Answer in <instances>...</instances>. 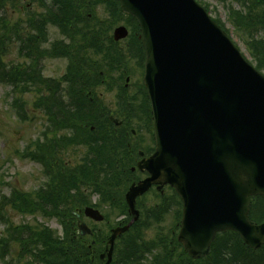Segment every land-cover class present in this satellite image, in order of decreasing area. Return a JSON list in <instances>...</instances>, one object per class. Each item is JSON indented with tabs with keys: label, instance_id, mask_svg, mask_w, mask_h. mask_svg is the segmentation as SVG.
Listing matches in <instances>:
<instances>
[{
	"label": "trees",
	"instance_id": "trees-1",
	"mask_svg": "<svg viewBox=\"0 0 264 264\" xmlns=\"http://www.w3.org/2000/svg\"><path fill=\"white\" fill-rule=\"evenodd\" d=\"M37 1L45 11L36 16L27 14L22 24L18 22L7 25L5 18L0 15V20L4 19L0 22L4 26V30L0 31V86H9L20 94L30 91L39 93L34 106L41 108L46 115L48 129L59 131L74 127L73 137L76 139H71L79 140L78 142L85 146V152L82 162L75 167L66 166L58 156V151L62 150L61 147L58 148L59 144L63 143L62 139L51 144L37 142L36 153L32 151V142H29L19 153L24 159L42 162L47 179L37 190L26 192L13 189L9 195H2L0 213L4 206H8L21 214H40L43 217L55 218L61 225V232L41 222L33 225L10 222L0 236V259L9 243L14 242L18 245L20 259H25L27 263L101 264L98 253L102 251L108 233L93 227L91 237L76 234L73 212L85 206L99 209L108 206L110 210L126 212L123 194L128 185L136 180L135 174L129 168L137 156L136 146L128 143L130 123H124L120 127L114 126L107 119L106 108H100L94 98L90 101L86 95V90L93 85L105 83V78L98 76L96 63L84 60V53H80L83 46L72 48V56L62 77L53 79L42 76L39 59L45 52L54 53L56 48L53 45L48 51L40 49L38 41L36 43V39L32 38V28L43 27L46 22L51 21L57 24L75 22V13L78 12L75 3L78 0ZM111 1L115 8L111 20L108 19L107 23L123 21L132 30L128 45L123 50L118 46L115 49L111 58L115 65L107 63L108 67L102 69L108 72L112 66L115 67L118 78H110L109 81L117 83L119 80L117 86L121 89L120 75L127 67V58H138L142 61L143 53L140 42L134 35L137 31L136 21L121 13L116 0ZM232 1L238 8L230 5L227 18L236 31L247 37L245 45L249 55L254 60L255 67L264 74V0ZM7 3L8 0H0V14ZM13 42L17 43L18 56L24 61L7 64L4 56ZM92 71L93 76H90ZM61 86L66 88L67 95L49 92ZM135 100L126 93L117 94L119 113L125 120L133 117L128 110L136 108ZM23 106V100L17 97L12 99L11 107L22 120ZM141 107H147L145 94L136 109L141 110ZM93 194L98 196L95 203L91 202ZM168 200L174 199L172 196H165L164 201ZM175 204L177 227L180 218L179 199ZM168 205L169 202H166L164 207L155 210L153 218L158 220L168 211ZM249 216L255 221L264 220V196L252 198ZM1 218L3 222L6 221L2 215ZM150 224L146 218L139 220L120 237L115 246V259L111 264H264V244L260 249L252 250L233 232L218 233L210 253L199 260H191L176 241V228L166 233L160 230L153 238L147 239L144 233ZM92 240L95 242L88 248ZM91 255L94 256V261L90 260Z\"/></svg>",
	"mask_w": 264,
	"mask_h": 264
},
{
	"label": "water",
	"instance_id": "water-1",
	"mask_svg": "<svg viewBox=\"0 0 264 264\" xmlns=\"http://www.w3.org/2000/svg\"><path fill=\"white\" fill-rule=\"evenodd\" d=\"M118 1L140 27L156 145L138 163L148 177L125 195L130 210L137 216L134 200L152 184H169L182 201L177 240L192 258L227 230L260 248L264 222L247 214L249 196L264 195V77L195 0ZM126 34L118 27L114 38ZM84 213L103 219L92 208ZM127 228L112 230L105 264Z\"/></svg>",
	"mask_w": 264,
	"mask_h": 264
},
{
	"label": "rangeland",
	"instance_id": "rangeland-1",
	"mask_svg": "<svg viewBox=\"0 0 264 264\" xmlns=\"http://www.w3.org/2000/svg\"><path fill=\"white\" fill-rule=\"evenodd\" d=\"M203 7H207V12L211 18H217L223 23L224 28L228 32L230 38L234 44L244 54L246 59L255 66V62L252 60L249 52L246 48L245 41L247 37L243 36L241 32L234 29L227 18L229 6L237 9L238 5L232 0H196ZM99 18L107 23L108 13L104 6L99 7ZM4 11L0 14L5 16L7 25H13L14 23L22 24L27 14L32 12H39L42 10L38 6L35 0H8ZM4 20V19H3ZM3 20H0L3 21ZM121 24L116 23L115 26ZM111 25V24H110ZM4 28L0 24V29ZM114 25L110 28L109 33L112 32ZM1 29L0 31L4 30ZM32 38H36L32 34ZM47 45L49 41L59 38L57 30L54 26L49 25L47 28ZM49 40V41H48ZM105 47V45H103ZM124 46V42H120V47ZM4 61L7 64L21 63L24 59L18 56L17 43L13 42L6 51ZM43 75L47 77H58L62 74L65 67V60L59 58H45L42 60ZM127 72L129 73V89L127 94L132 95L130 92L139 88V81L141 78V68L136 66L133 62L128 64ZM111 78H118L116 75ZM122 85L126 83L125 77L121 79ZM131 86V87H130ZM106 90V89H105ZM103 87L97 89L96 94L103 105H107L112 111H115L117 115L118 109L116 108L117 95L115 96V90L105 91ZM19 98L23 100V115L24 119H20L17 116L16 111L11 107L13 98ZM37 95L34 91L26 92L23 94L12 92L9 86H0V197L2 194H8L11 190H21L30 192L33 189L39 187L44 180L42 174V167L40 164L33 162L30 159H24L19 156V153L26 147L29 142L34 141L36 138L42 137V131L46 125V116L44 113L34 106V101ZM118 116V115H117ZM120 117V116H119ZM117 117V118H119ZM134 128L138 129L139 138L143 139L144 145H150L151 129L147 127V122L143 118H139L133 121ZM50 134H48V137ZM77 149L66 152L64 158L68 159L71 164H74L78 160L76 153ZM94 196L91 200H95ZM145 207L152 206L156 202V197L153 192L146 195ZM175 207H172L170 211L165 215L163 222L160 224L164 229L172 228L174 224ZM102 211L109 217V226L103 223H95L84 216L81 217L88 226H93L101 231L107 232L111 226L119 221V212L117 210H110L108 206L102 208ZM5 218L10 219L14 224L42 222L53 230L61 232V227L55 218L42 217L40 215L32 216L18 213L9 207H4L1 212ZM4 222L0 220V235L4 233ZM156 230V225L146 231L147 238H151ZM19 248L14 242H10L7 250L4 251L3 257L0 259V264H26L25 259H18ZM29 264V263H28ZM31 264V263H30Z\"/></svg>",
	"mask_w": 264,
	"mask_h": 264
},
{
	"label": "flooded vegetation",
	"instance_id": "flooded-vegetation-1",
	"mask_svg": "<svg viewBox=\"0 0 264 264\" xmlns=\"http://www.w3.org/2000/svg\"><path fill=\"white\" fill-rule=\"evenodd\" d=\"M75 5L78 6V12L75 13L77 16L76 21L73 23H64L60 27L61 32H58L59 42H57L56 45H60V47L57 48L55 53L59 59L66 60V55L68 53L72 54V48L83 46V38H89L88 42L92 45H101V51L103 52L108 48L103 46L107 43V36H100V34L94 35L100 26L98 23H92V21L95 20H93V18L99 19V2H93L92 0H78ZM84 14L85 18L90 23H82V16H84ZM39 29L40 27H38L36 31ZM40 36L41 34L38 33L37 40H39ZM70 43L73 45H70Z\"/></svg>",
	"mask_w": 264,
	"mask_h": 264
}]
</instances>
